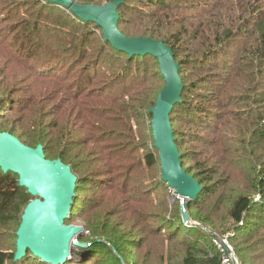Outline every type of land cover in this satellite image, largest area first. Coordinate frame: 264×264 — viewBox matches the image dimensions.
I'll return each mask as SVG.
<instances>
[{
  "label": "trees",
  "instance_id": "16d2710c",
  "mask_svg": "<svg viewBox=\"0 0 264 264\" xmlns=\"http://www.w3.org/2000/svg\"><path fill=\"white\" fill-rule=\"evenodd\" d=\"M206 1L125 0L118 13L119 30L124 36L162 41L172 50L175 61L180 66L184 88L181 102L174 106L171 114L172 128L182 156V166L202 188L198 198L187 204L186 212L192 221L189 209H197V221L205 230L210 229L214 234L204 231L200 226L188 227L183 222L182 211L181 214L160 217L161 230H156L154 226L147 228L144 219L152 221L154 216L150 217L146 212L139 214L144 228L137 223L142 235L138 240L131 241L127 238L121 241L111 231L106 242L96 240L88 243L90 247L78 249L73 260L65 264H82L90 255H98L101 251L111 255L108 258L110 264H164L166 256V264H220L221 255L216 242L221 236L234 232L236 235L230 241L235 244L241 241L242 234L247 233V238L255 241L257 228L261 227L257 217L260 213L264 214V161L255 169L254 182L246 185L239 174L243 175L242 169L247 174L249 171L241 165L238 153L253 149L255 154L264 149V7L259 8L254 15L243 17V8L239 7L238 0H212L208 6L205 5ZM3 3L8 4L5 1ZM32 4V7H39L34 8L35 12L30 7ZM103 4L102 0L81 2L84 6L102 7ZM259 4L264 5L263 2ZM21 6L22 1H16V14L10 18L5 16L1 20L4 16L0 14V115L8 111L9 107L17 106L21 112L9 128L0 126V132L13 135L29 148L42 146L47 160L61 161L71 168L78 182L71 214L65 225H69L73 211L78 206L80 185L93 179L77 175L76 169H81L79 154H83V158L89 160L91 165L103 164L105 171L114 180L122 178L127 181L125 185L128 188V183L134 182L131 192L135 193L139 187H145L146 183L148 187L142 192L143 196H152L153 192H148L152 188L170 190L169 184L163 180L160 154L155 148L152 131L151 110L165 87L158 59L151 55L130 56L115 49L105 41V37L102 38L106 47L103 50H92L89 42L92 31L88 30V25L96 24L85 22L57 4L44 0H31L29 8L33 12L30 14L29 8L26 10L28 18L9 22L19 18L17 12ZM54 11L59 14L45 22V14L54 15ZM190 16L197 17L189 19ZM63 28L69 33L64 32ZM45 29L46 34L43 36ZM250 29L254 33L247 34L251 32ZM241 37L247 38L250 45L243 55H236L233 49ZM183 53L189 58L179 60ZM146 59H152L154 64L159 65L160 76L151 79L145 73V65L141 69V61ZM217 60L223 61V65L221 72L215 74L221 76L222 83H225L224 92H219L221 96L218 100L228 88L236 87L238 75L242 73L244 83L248 80V85L256 88L258 106L255 110L250 108L244 112L248 120L243 123L242 128L238 126L233 129L239 133H249L243 142V149L236 148V144L231 142L233 139L227 135V130L222 129L223 126H215L217 134H224L226 139L215 143L212 146L215 150L211 146L206 147L203 152L206 161L200 163L214 160L218 168L214 175L222 173L224 178L212 179L206 185V180H202L199 174H194L192 168L186 167V154L182 152L181 139L177 136L174 124L178 111H183L186 116L192 114V119L201 126L209 127L214 117L220 118L223 125L228 124L223 116H217L202 104L187 101L191 92H197L201 88L196 86V89L190 90V84L185 83L182 76L184 66L213 67ZM64 64L75 65L69 76L60 73V67ZM106 68L118 71L117 74H112L107 84L98 78L99 72ZM63 76L68 77L64 79ZM65 80L69 83L66 84ZM205 80L206 78L201 79ZM244 83L240 84V89L247 87ZM19 85H24L25 88L22 89ZM65 93L70 95L69 99L65 97ZM245 93L246 91H242L237 95L246 105H251L252 98H247ZM204 97L206 96L198 99ZM234 98V94L227 92V100ZM131 118L135 120V130L131 125ZM136 148L146 152L135 158ZM130 168L133 169V174L129 172ZM154 170L160 173L158 180L145 176L147 171L153 175ZM110 188V193L123 192L117 185ZM256 196H259L257 200ZM33 200L27 189L20 187L17 175L4 173L0 168V225L12 223L18 226L14 236L15 252L0 250V264H8L10 261L13 264H27L28 261L48 264L31 254L21 261H15L16 234L26 207ZM132 201L136 205H146L152 200L141 197ZM221 211L222 214H219ZM168 226L174 227L175 231L173 229L167 234H161V231L170 229ZM186 231L193 232L196 237L191 238ZM92 232L95 237L98 236L96 229ZM133 233L126 235L132 236ZM147 234L168 242L176 241L179 248L173 258L169 257V250L165 256L164 248L158 247L154 238H146ZM153 247L159 249V259L154 261L151 260ZM129 248L138 252L136 260L126 257L125 253L129 252ZM238 248L240 252L235 248L236 253L246 261L240 244ZM144 249V254H140ZM103 259L95 260L93 264H108Z\"/></svg>",
  "mask_w": 264,
  "mask_h": 264
},
{
  "label": "rangeland",
  "instance_id": "374dc122",
  "mask_svg": "<svg viewBox=\"0 0 264 264\" xmlns=\"http://www.w3.org/2000/svg\"><path fill=\"white\" fill-rule=\"evenodd\" d=\"M7 2L8 4H4L3 2ZM17 2L22 1V6L20 11H18L19 18H14V20L9 22H15L19 19H26L28 16L25 14L27 13L26 10L29 8V3H31V0H0V14H2L4 17L0 15L1 20H4L5 16L7 18H10L11 16H14L16 14L15 10V4ZM83 0H77V2H80L81 4ZM104 2L103 6L107 4L105 2L106 0H102ZM212 0H207L205 5L208 6ZM263 2L264 0H238V4L243 12V17H247L250 14L254 15L257 11H259V8H263L264 5H260L259 3ZM38 9L39 7H32ZM32 9L29 8L28 12L31 14L33 12ZM35 12V10H34ZM186 12V11H185ZM187 12H191L187 10ZM194 12V11H193ZM59 14L58 11H54V15L52 13H46L44 16L45 22L48 21V18L55 16ZM192 14V13H191ZM196 15V14H193ZM196 18L197 16H190L191 18ZM191 22H194L193 20H190ZM1 24H4V22L1 21ZM93 26V27H92ZM64 32L69 33L64 28L62 29ZM88 30L92 31L90 32L89 36V42L91 44L92 50H103L106 47V43L104 42L103 38V30L95 25H88ZM251 32L254 33L253 29H250ZM46 34V29L43 32V36ZM103 37V38H102ZM45 38V37H44ZM242 38V39H241ZM238 41V45L233 49V52H235L236 55H243L245 49L250 45L249 40L245 37H241ZM99 42V43H97ZM233 55V54H232ZM234 56V55H233ZM187 59L189 58L186 53H183L180 55L179 60L181 59ZM215 64L213 67H196V65H188L184 66L182 69V76L184 78V82L189 85L190 90L196 89V86L201 88L199 91L191 92L190 96L188 95L189 100H191L194 104L199 103L205 106L206 108L210 109L211 111H214L217 116H223V120H227L228 124L223 125V121H220V118H212L210 121L209 127L201 126L197 121L192 119V114L185 115L183 111H178L176 113V123L174 124V127L177 130V136L181 139V149L184 154H186L185 158V164L186 167H190L194 170V174H199L201 176L202 180H206V185L209 184V182L213 180H217L218 178H224L222 173L218 175H214V171L217 170L216 162L209 161L208 163H200L204 160V150L206 147L212 148V150H215L214 147H212L217 142H222L224 139H226L223 135H218L216 132V128L219 124L221 125L222 129H224L227 133V135H230V138L233 139L231 141L232 143L236 144V148L243 149L244 147V141L248 137V134L239 133L236 130H233L237 128L238 126L242 128V125L245 121H247V116L244 114V112L248 111L250 108H257L258 104L256 103L257 100V91L256 88H254V85H248L247 81L244 83L245 78L241 74H239V78L236 80V87H231L226 90V93L222 95L220 98V93L224 92L223 86L225 83H222L221 76H216L215 73L221 72V66L223 65V61L217 60L214 62ZM145 65V66H144ZM146 67L145 73L149 76V78H155L158 77L159 74V65L154 64V61L152 59H146L141 61V69L142 67ZM75 65L73 64H64L60 67V73L61 75L67 74L68 76L74 69ZM79 68V67H78ZM77 68V69H78ZM76 69V70H77ZM76 72V71H75ZM150 72V73H149ZM118 71L112 70V69H104L99 72V81H104L105 84L111 79L112 74H117ZM221 75V74H220ZM68 76H63L64 79ZM206 78L205 81H201V79ZM63 79V78H62ZM65 83L68 84L69 81L65 80ZM64 83V84H65ZM246 84L247 87L244 89H240V84ZM22 84H25L24 82ZM20 88H25L24 85H19ZM256 87V86H255ZM250 88V89H249ZM254 88V89H253ZM221 91V92H220ZM242 91H246L245 96L251 97V105H246L245 102L241 101V98L237 93H240ZM201 92V93H199ZM220 92V93H219ZM234 94L235 98L232 100L226 99V94ZM215 94V95H208V94ZM66 94V98L69 99V94ZM203 94V95H202ZM201 96H206L202 99H198ZM255 99V100H253ZM126 101L127 98H125ZM208 103H210L208 105ZM249 106V107H246ZM228 114L227 116H224ZM21 115V112L16 107H9L8 111H5L2 115H0V126H5L9 128L13 121L18 118ZM131 125L133 127V130L137 128L135 120L131 118ZM222 134V131H221ZM238 142V143H236ZM138 143V142H137ZM91 149V148H90ZM250 149V147H249ZM146 151H142L139 148H136L134 151L135 158H138L140 155H143ZM79 157V162L81 164V169H76V173L78 176L85 177V178H92L91 181H84L87 183H82L79 188V197L77 201V208L73 211L72 217L70 221L68 222L69 225L73 226H80L83 227L84 232L79 238L80 242H85L86 244L91 243L96 240H102L106 242V238L110 236L111 231L114 232V236L116 239H121V241H125V239L128 238V240L136 241L140 238L139 228L138 224H140L143 228L144 225L140 223L139 220V214L143 215L146 212L148 215L154 216V219L152 221H146L144 219V224L147 226H154L156 230H161L162 227L159 224L160 217H167L172 214H181L182 211V204L189 203L187 199L177 195L175 191H173L171 188L170 190L166 189H156L152 188L148 192H153L152 196L149 195H142V192L147 190V183L142 187H139V189L134 193L130 190L135 186L134 182H129V188L125 183L127 181H124L122 178H118L114 180L111 175L105 171V167L103 164H89V160L86 158H83V154ZM86 155V153H85ZM262 156V157H260ZM238 157L240 159L241 165L243 168H246L249 173L243 170V175L239 174V177L243 179V182L246 185L251 184L254 182V174L255 169H258V166L262 163V160L264 161V149L262 151H257L254 154L253 149L250 152L243 151L242 153H238ZM83 158V159H82ZM129 162V161H128ZM124 171H122L123 173ZM130 173H134L133 169L130 168ZM128 172V173H129ZM147 178H152L154 180H158L160 173L158 171L154 170V176L150 174L148 171L144 173ZM126 175V174H125ZM124 175V176H125ZM156 182V181H155ZM118 187V189H122L123 192H118L116 194L110 193L109 189L113 186ZM125 186V189L123 188ZM149 199L151 198V203L146 205H136L132 200H136V198ZM131 198V199H130ZM259 198V196H256V200ZM114 201V202H113ZM113 202V203H112ZM112 203V204H111ZM98 205V209H96V206ZM222 209V208H221ZM143 213H140V212ZM191 217L192 221L190 224H188V227H197L200 226L204 231L208 230L207 232L213 233L210 229H204L203 226L197 221V209H189L188 212ZM219 214H222V211L219 212ZM221 216V215H220ZM158 219V222L156 220ZM257 220L259 223H261V227L257 228L258 233L256 236L255 241L252 239L247 238L246 234H242V239L239 242H235V244L230 241V239L236 235L234 232L226 234L221 236V239H227L228 243L231 245L233 250L235 248L238 249V252H240L238 248V244L241 245V252H243V256L246 257V261H244L242 256L235 250L236 257L239 260L240 264H264V214L260 213V215L257 217ZM138 223V224H137ZM135 224V225H134ZM134 225V226H133ZM135 230H133V228ZM170 229H166L165 231H161V234H167L169 231H173L174 227L168 226ZM18 226L16 224H8V225H0V250L7 251L8 253L15 252V232L17 230ZM93 229H96L99 233H97L98 236H94ZM175 231V229H174ZM131 232H134L132 236H128L126 234H129ZM136 234V235H135ZM191 238H195L196 234L193 232H187ZM214 234V233H213ZM239 234V233H237ZM184 235V234H183ZM181 235L180 238L183 237ZM165 236V235H162ZM146 238H154L153 241H156V245L158 247L164 248L165 256L169 250V257L173 258L175 252L178 251V246H176V241L168 242L164 239H158L156 236H149L146 235ZM179 239V238H178ZM164 241V243L162 242ZM236 246V247H235ZM128 248V247H127ZM154 251L152 252L151 260H158L159 259V252L158 248L153 247ZM129 252L125 253L126 257L131 260H136L137 257L135 255L138 254V252L134 249H128ZM78 249H76V252ZM111 251V250H110ZM144 250L141 251L140 254H144ZM98 256V257H97ZM97 257V258H96ZM101 258H104L107 263L108 258H111V255L105 253L104 251H101L100 254H92L87 258L85 261H83L82 264H93L95 260H99ZM168 257H165L164 264H166V260ZM130 260V261H131ZM8 264H13V261L8 262ZM27 264H39L36 261H28ZM104 264V263H103ZM108 264H110L108 262Z\"/></svg>",
  "mask_w": 264,
  "mask_h": 264
},
{
  "label": "water",
  "instance_id": "95a60500",
  "mask_svg": "<svg viewBox=\"0 0 264 264\" xmlns=\"http://www.w3.org/2000/svg\"><path fill=\"white\" fill-rule=\"evenodd\" d=\"M70 11L77 18L94 23L103 30L105 41L115 49L133 55H151L158 59L165 87L151 110L155 148L160 154L163 180L175 193L188 201L198 198L202 188L182 166V156L175 142L171 114L181 102L183 83L180 66L172 50L162 41L128 38L119 30L118 10L125 0H115L102 7L81 5L73 0H44ZM0 168L19 177V185L34 200L26 207L16 234L15 261L28 254L48 264L72 261L76 249L90 247L80 242L83 227L65 225L76 197L78 179L61 161L47 160L42 146L29 148L9 133L0 132ZM187 204H182L183 222L190 224Z\"/></svg>",
  "mask_w": 264,
  "mask_h": 264
},
{
  "label": "built area",
  "instance_id": "2783aa9c",
  "mask_svg": "<svg viewBox=\"0 0 264 264\" xmlns=\"http://www.w3.org/2000/svg\"><path fill=\"white\" fill-rule=\"evenodd\" d=\"M173 190V189H172ZM175 191V190H173ZM217 250L221 255L220 264H240L237 259L235 252L231 245L228 243L227 239H219L216 242Z\"/></svg>",
  "mask_w": 264,
  "mask_h": 264
}]
</instances>
